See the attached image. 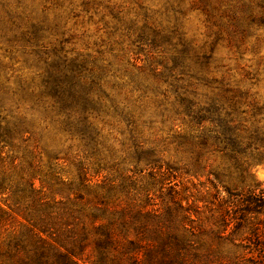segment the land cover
Masks as SVG:
<instances>
[{"label":"rangeland","instance_id":"rangeland-1","mask_svg":"<svg viewBox=\"0 0 264 264\" xmlns=\"http://www.w3.org/2000/svg\"><path fill=\"white\" fill-rule=\"evenodd\" d=\"M66 59L83 68L88 81L101 72L103 91L118 104L92 119L100 148L94 164L106 171L91 173L88 191L55 185L51 191L59 193L52 195L36 181L41 194L33 197L17 191V172L0 163V178L13 177L0 194V264L54 261L51 248L65 252L62 245L71 244L64 233L73 226L63 223L81 209L77 233L84 221L90 244L88 263L81 264L95 261L100 235L94 227L101 221L93 224L89 213L105 178L116 187L110 196L108 188L99 192L118 240L105 264H142L132 256L144 259V248L161 244L169 253L156 250L150 264H251L256 254L247 239L264 216L250 214V224L235 228L234 221L225 231L221 216L230 198L226 188L241 200L264 190V0H0L4 115L32 120L34 133L25 134L33 137L29 151L39 144L64 158V148L73 145L58 169L65 171L63 181H76L81 142L48 117L50 97L35 102L46 94L47 73ZM217 119L234 121L244 138L253 136L238 147L237 161L200 138L198 126L211 129ZM40 197L56 207L52 232L33 228L26 215L46 220L50 209L33 202ZM129 240L144 248L127 253Z\"/></svg>","mask_w":264,"mask_h":264},{"label":"trees","instance_id":"trees-1","mask_svg":"<svg viewBox=\"0 0 264 264\" xmlns=\"http://www.w3.org/2000/svg\"><path fill=\"white\" fill-rule=\"evenodd\" d=\"M95 73V72H94ZM85 71L75 64V61L64 60L62 66H58L51 72L47 73L46 78L43 81V86L46 94H40L35 96V102L38 104L43 103V97H50L52 103L46 107V111L51 117L52 121L57 122L60 125V130L64 133L69 134L70 139L73 140L77 138L82 147L84 156L82 159H76L75 167L77 170V180L63 181L60 178V174L65 172L63 169H58V161L69 160L72 156L73 145H69L65 149L64 158H60L59 154L53 155L48 151H41L40 146L35 145L34 151H29V141L33 137L26 138L25 134L30 132V126L32 120L29 121L26 114H19L18 112H8L4 115L6 111L4 107L0 104V163L9 164L14 172L19 176V181L17 182V191L21 192V195H33L40 196L41 189L36 188V181L41 183L42 188H47L51 191L55 185H67L71 190L81 191L92 190L90 175H99V173L106 171L105 168L100 167L99 164H94L95 161L99 159L100 148L99 142L97 141V131L92 119L94 117H100L101 115H107L108 108L111 105L117 106L118 104L108 96L105 91H103L102 74L101 72L92 74L90 80H86ZM2 98L0 94V103H2ZM48 117L45 119L44 123H47ZM214 127L211 129H206L203 125L198 126L200 133V138L203 144H210L220 149V151L231 152L232 158L236 161L238 160V155L241 154L237 149L239 146L245 145V139L248 141L252 140L253 136L250 138H244L240 135V129L235 125L234 121H228L227 119L213 120ZM49 125L47 124L45 130H48ZM259 134H256V136ZM256 139V137H254ZM38 141V139H35ZM257 141V140H256ZM262 141H264L262 139ZM38 143V142H37ZM248 147H251V142L246 143ZM6 149L12 152L11 156L4 157L3 153ZM259 151L260 148H255ZM44 153L47 157V163L42 164ZM100 161V160H98ZM95 168H98L95 169ZM5 173V172H4ZM68 173V172H66ZM6 174V173H5ZM11 175H4L0 178V194L4 193L10 182L12 181ZM109 178H105L102 182L103 184L98 186L95 191L96 198H98V203L93 206V211L89 216L90 221L95 224L101 221V224H97L94 229L100 238L95 240L97 256L95 261L89 262L90 264H105V259L107 256V249L110 246H116L118 240L115 239V221L110 217H106L108 211V204L105 201L103 194L99 192L100 189H107V196H110L109 192L114 190L116 187L108 182ZM48 186V187H46ZM230 198L225 202L227 209L222 212L221 221L223 222L225 228L230 226V224L236 221V227L239 228L243 223L250 224V214L255 213L256 216H264V190L259 192L253 191L251 198L241 200L238 195L231 194L229 189L226 188ZM52 195L58 194L59 192L51 191ZM28 193V194H27ZM83 199L82 196H79ZM38 203L40 208L46 207L50 209L49 214L44 220L41 216H34L33 214H27L28 219H30V224L33 228L39 229L42 232H52L55 229L56 219L58 215H54L56 207L50 204V201H46L44 198H36L33 202ZM34 204V203H32ZM244 206V209L241 208ZM84 208V207H83ZM28 211L27 208L24 209ZM244 211V212H242ZM83 214L82 209L74 212L71 220L64 222L63 224L67 227L73 229L67 230L64 234L66 237L65 241H71L70 245H62L65 252H62L59 248L55 247L51 249L56 251L58 256L54 261L41 262L43 257L37 258V262L40 264H81L88 263L87 259H84V254L89 247L88 235L84 221H82V233L78 235L77 227L81 222L76 221L81 219L80 215ZM77 222V223H76ZM252 236L247 239L249 245L247 246L250 250V254H256V256H251L249 261L251 264H264V219L259 220L254 226ZM58 243L60 242L57 239ZM180 250L183 247L180 244H176ZM144 247L141 246L140 241L129 240L126 243L124 250L127 253L134 251H139ZM161 250L164 253H169L166 245L161 244L155 247L144 248V259H140L138 255L132 256L135 259L140 260L142 264H150L152 261V254L155 251ZM55 252V253H56ZM177 252V251H176ZM24 261L27 264H31V260ZM163 262H166L164 259Z\"/></svg>","mask_w":264,"mask_h":264}]
</instances>
